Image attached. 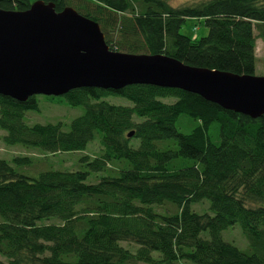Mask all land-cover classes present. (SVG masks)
I'll list each match as a JSON object with an SVG mask.
<instances>
[{
  "label": "trees",
  "instance_id": "trees-1",
  "mask_svg": "<svg viewBox=\"0 0 264 264\" xmlns=\"http://www.w3.org/2000/svg\"><path fill=\"white\" fill-rule=\"evenodd\" d=\"M33 1L0 0V8L23 11ZM43 1L97 22L115 51L161 53L253 75L257 37L264 46V0L179 6L169 0ZM189 19H203L207 34L182 33ZM109 95L132 104L112 103ZM60 97L84 107L68 129L61 121H25L27 110H38L37 95L25 101L0 95V138L7 145L74 151L99 134L101 147L92 159L81 158L86 169L32 176L18 169L30 157L0 158V264H264V114L251 118L195 93L151 84L81 87ZM179 119L191 129L180 131ZM109 162L122 166L111 171ZM91 172L104 173L87 182ZM203 200L207 211L192 208ZM165 204L175 210H157ZM48 217L59 222L38 224ZM236 223L246 250L222 237Z\"/></svg>",
  "mask_w": 264,
  "mask_h": 264
},
{
  "label": "water",
  "instance_id": "water-1",
  "mask_svg": "<svg viewBox=\"0 0 264 264\" xmlns=\"http://www.w3.org/2000/svg\"><path fill=\"white\" fill-rule=\"evenodd\" d=\"M131 84L179 88L251 118L264 114V75L193 66L161 53L111 50L99 24L72 7L56 11L51 2L34 0L23 11L0 8V95L25 101Z\"/></svg>",
  "mask_w": 264,
  "mask_h": 264
},
{
  "label": "rangeland",
  "instance_id": "rangeland-1",
  "mask_svg": "<svg viewBox=\"0 0 264 264\" xmlns=\"http://www.w3.org/2000/svg\"><path fill=\"white\" fill-rule=\"evenodd\" d=\"M200 0H169L172 6H179L184 4H191L198 2ZM180 31L190 37H201L207 34V26L204 24L203 19H189L187 20ZM257 33V31H255ZM256 64H255V75H264V46L261 37L256 39ZM60 96H45L37 95L38 110H27L24 114V119L28 124L33 123H47V122H63L64 129H68L70 121L80 115L84 107L81 105L72 106L66 101L61 99ZM112 103L131 105L132 103L120 96V95H109L106 97ZM177 128L182 132H187L191 129L189 127H183L181 125L180 119L176 121ZM5 132L0 130V135ZM139 143L138 138H134L132 141L133 146H137ZM99 134H96L95 138L89 142L85 149L74 150V151H64L57 153L46 152L40 148L26 147L21 144L7 145L0 138V158L7 159L11 161L15 156H27L30 157V162L24 164L18 169L27 175H37L40 171L47 169H57V170H76V169H86L84 163L81 160L83 156L88 155L89 159H92L100 152ZM125 166L127 162L123 161ZM122 166V162H109L108 168L113 171ZM104 172H91L90 176L87 178V182H94L96 178L103 174ZM209 202L208 200H203L192 204V208L196 211L202 212L208 210ZM173 212L175 207L171 204H165L161 207H157L158 211ZM59 220L55 217L42 218L38 221V224H48V223H58ZM224 240L236 245L242 250L248 248V241L239 223L229 226L222 230L221 232ZM205 235V234H203ZM125 247L134 250L137 245L131 242H121ZM154 257H159L160 254L157 251L152 253ZM1 259H4L0 257ZM178 264H188L186 261H180Z\"/></svg>",
  "mask_w": 264,
  "mask_h": 264
}]
</instances>
